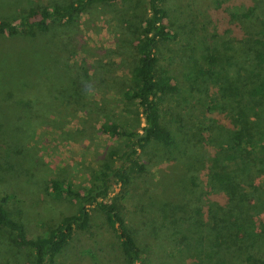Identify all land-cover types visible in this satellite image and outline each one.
<instances>
[{
  "label": "trees",
  "instance_id": "1",
  "mask_svg": "<svg viewBox=\"0 0 264 264\" xmlns=\"http://www.w3.org/2000/svg\"><path fill=\"white\" fill-rule=\"evenodd\" d=\"M117 1L20 0L21 11L11 14L13 0H0V232L10 233L9 250L28 249L26 264H62L74 237L88 231L94 210L104 216L105 226L116 235L120 255L126 264L152 262L153 258L147 256V248L140 244L141 236L136 235L147 226L148 240L167 241L168 249L162 253L164 264H263L264 188L241 176L230 178L226 166L221 171L213 167L207 179L195 174L192 186L199 197L188 200L184 207H177L171 216L166 204L159 206L154 216L150 215L158 199L155 194H149L142 211L127 218L118 198L111 197L115 185L130 187L145 174L147 168L140 153L149 145H176L172 132L162 124L161 113L165 98L174 89L173 77L158 69L159 58L155 49L158 43L177 38L167 22L166 0H141L145 3L144 13L141 12L140 21L130 31L135 67L125 97L143 117L144 126L140 129L115 122L103 124L104 135L123 139L125 143L121 148L105 152L99 168L91 173L93 184L83 191L72 183L50 177L49 168L45 176L38 166L31 168L37 165L32 150L28 148L34 132L44 122L49 123L53 118L50 116L57 110L72 107L81 93L73 87L68 92H57L50 86H36L41 81L42 71L51 69L47 63L52 58L43 49H25L22 41L50 37L62 31L64 26L73 24L78 17ZM5 2H9L11 8H5ZM252 13L251 9L247 14H231L230 56L226 59L230 68L240 67L253 72L254 68L260 70L264 65V43L243 37L245 21L256 18L251 17ZM254 29L257 31L256 25L251 28ZM206 72L213 76L212 69ZM227 76L220 79L225 81L220 87L222 102L219 105L212 100L208 108L213 111L209 120L214 126L212 130L221 126L219 121L225 123L221 127L229 129L228 143L220 142L215 156L225 155L229 166L239 157L262 155L264 159V133L261 135L256 131L260 134L257 136L252 131L255 122L249 117L253 115L255 121H260L264 113L261 105L264 104V77L259 75L250 90L241 93L234 87V81H239V77L231 69ZM252 108L259 111L254 113ZM208 130L210 127L206 128ZM182 155L189 161L205 157L201 152L195 154L189 144L185 145ZM192 163L188 165L193 166ZM46 180L49 181L50 195L57 201L65 199L73 210L49 224L45 232L31 237L25 223L9 210L11 190L17 186H29L31 191H39L40 181ZM259 212L261 215L257 220ZM9 250L2 251L0 264H8ZM162 259L158 264H163Z\"/></svg>",
  "mask_w": 264,
  "mask_h": 264
},
{
  "label": "rangeland",
  "instance_id": "2",
  "mask_svg": "<svg viewBox=\"0 0 264 264\" xmlns=\"http://www.w3.org/2000/svg\"><path fill=\"white\" fill-rule=\"evenodd\" d=\"M141 3V0L108 3L78 17L73 24L64 26L62 31L50 37L22 41L25 49H43L52 58L47 63L51 69L42 71L41 81L36 86H50L57 92H68L73 87L81 93L72 107L61 108V113L57 110L50 116L53 117L49 121L52 124L44 122L32 135L28 148L37 164L32 169L38 166L45 176L49 168L50 177L72 183L83 191L93 184L91 173L99 168L105 152L121 148L125 143L123 139L104 135L103 124L115 122L140 129L144 126L143 117L125 97L135 67L130 31L140 21L141 12L144 13L145 3ZM4 4L5 8H11L9 2ZM20 7H23L20 0H13L11 14L21 11ZM165 7L167 22L177 38L160 42L155 49L159 58L158 69L169 72L173 77L174 89L165 98L161 113L162 124L172 132L176 145H149L140 153V159L147 168L145 174L130 187H113L111 197L118 198L126 218L142 209L149 194L158 196L150 215L154 216L163 204L167 206V213L173 215L177 207H184L188 200L199 197L192 186L193 179L196 180L194 175L207 179L215 166L218 171L226 166L230 170V178L241 176L264 188L262 155L239 157L230 166L225 155L220 154L216 158L219 143H228L229 129L221 127L225 123L219 121L221 126L212 130L214 126L209 120L213 111L208 109L212 104L210 101L214 100L219 105L222 102L220 87L225 81L220 79L228 77L230 69L239 77V81H234V87L241 93L249 91L259 75L264 77V65L251 72L240 67L230 68L226 64L230 56V19L234 12L247 14L253 10L251 17L256 18L245 21L243 37L264 43V0H166ZM255 25L257 31L251 30ZM210 69L212 77L206 72ZM243 99L247 104L245 94ZM261 105L264 110V104ZM256 111L259 110L253 109L254 113ZM249 117L255 122L252 131L257 136L260 134L256 131H260L262 135L264 113L260 121H255L253 115ZM208 127L210 130L206 131ZM186 144L195 154L201 152L204 159L189 161L182 155ZM190 163L193 166L188 165ZM48 184L47 180L40 181L39 188L43 191H31L29 186H17L11 190L9 210L25 223L31 237L45 232L49 224L73 210L65 199L57 201L50 195ZM260 215V212L256 214L257 220ZM104 220L101 213L92 211L88 231L74 237L62 264H126L120 255L119 241L105 226ZM0 233H4L0 235L1 258L2 251L9 250L11 239L9 232ZM136 235L141 236L140 244L147 248V256L153 258L150 264H158L162 253L168 249L167 241L148 240V226L141 228ZM28 259V249L9 250L8 264H26ZM161 262L164 264L163 259Z\"/></svg>",
  "mask_w": 264,
  "mask_h": 264
}]
</instances>
